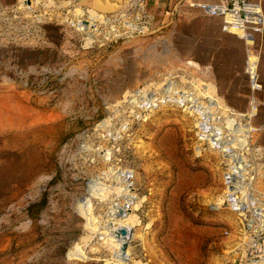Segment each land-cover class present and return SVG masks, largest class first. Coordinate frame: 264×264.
I'll return each mask as SVG.
<instances>
[{
  "label": "rangeland",
  "instance_id": "1",
  "mask_svg": "<svg viewBox=\"0 0 264 264\" xmlns=\"http://www.w3.org/2000/svg\"><path fill=\"white\" fill-rule=\"evenodd\" d=\"M263 33L248 46L178 0H0V264H110L102 234H112L111 209L126 203L129 184L131 264H233L249 234L223 203L227 161L231 171L236 161L221 145L227 161L200 152L196 125L205 116L224 146L254 160L250 201L264 215ZM250 51L258 90L246 73ZM209 82L218 98H203L217 112L206 105L204 116L183 99H148L172 86L201 93ZM77 243L87 260L69 257Z\"/></svg>",
  "mask_w": 264,
  "mask_h": 264
},
{
  "label": "built area",
  "instance_id": "2",
  "mask_svg": "<svg viewBox=\"0 0 264 264\" xmlns=\"http://www.w3.org/2000/svg\"><path fill=\"white\" fill-rule=\"evenodd\" d=\"M178 1L190 3L192 6L198 7L205 14L220 18L223 23L224 31L241 36L242 39L246 40L248 46L251 45V38H254V36L260 34V32H264V12L258 0ZM250 55H254L253 51H250L247 59L246 73L249 76L252 89L258 90L262 87V85L259 83L257 69L253 71L249 65ZM255 104L256 102L252 100V105L255 106ZM208 122L210 121L205 116L202 118L199 117L198 119L195 137L198 143L197 147L200 152L206 148L217 150L224 157V154L219 150L222 134L218 130H214L212 125ZM229 134L231 135L233 133L230 132ZM249 156L250 155H247V157L251 160L252 156H250L251 158ZM251 161L252 164L248 162V166L247 161H243L249 169L247 170V173H245L246 175L243 174L242 168L239 167L238 160H236V167H238L239 170H235L233 172L230 171V163L227 161L228 168L224 173L226 189L231 188L232 190L235 186V182H238L236 181L237 179H240L239 182H249L251 179L254 180V175L257 176L258 174L255 171L257 166L253 164L255 163L253 162V159ZM252 186L253 187L251 189L254 191V182ZM226 195L229 199H225L223 203H229L233 211H235L243 220L247 222L246 228L249 232V234L245 235V239L247 240L245 242L246 246L241 249H236V251L235 249L231 251L235 255L233 264H264V223L261 222L257 215L246 205L241 203L237 204V202L233 204V200L231 198L234 197V195H232V192H227ZM249 213L252 214L250 218L247 217Z\"/></svg>",
  "mask_w": 264,
  "mask_h": 264
},
{
  "label": "bare ground",
  "instance_id": "3",
  "mask_svg": "<svg viewBox=\"0 0 264 264\" xmlns=\"http://www.w3.org/2000/svg\"><path fill=\"white\" fill-rule=\"evenodd\" d=\"M24 1V0H23ZM27 6V5H26ZM94 11H92V13H93ZM99 16V15H98ZM88 23V24H87ZM86 24H84L82 21H78L77 23H76V27L78 28V29H80V30H86V29H89L90 28V25L92 26V24H91V22L89 21V22H87ZM128 25V27H129V29L133 32L134 30H144L145 31V29H146V27H143V28H139V26L138 25H136V24H134V23H128L127 24ZM96 30V29H95ZM239 37H241V36H239ZM242 38V37H241ZM92 38H90L89 39V41L91 40ZM88 41V42H89ZM90 44H91V41H90ZM249 65L251 66V55H250V57H249ZM252 69V68H251ZM173 87V89H167L166 91H164V95H165V97H162V98H160L159 96L158 97H152V99H151V96L148 98L149 99V101H151V102H153L154 103V101L155 102H162L163 103V101L165 100V102H177V103H183V105H184V109L185 110H190L191 112H196L197 114H200L201 116H204L205 115V113L204 112H202L201 110L203 109V107L204 106H208V107H210L211 109H213V111H216L217 112V109L215 108V104L214 105H212V104H209V103H207L204 99L205 98H203V96H205L206 97V95L205 94H210V95H212L213 96V98L214 97H217V90H216V86L211 82H209V83H207L205 86H204V92H201L200 93V91H198V89H192V90H190V89H188V90H185V88L184 87H176V86H172ZM203 89V88H202ZM218 98V97H217ZM179 99L181 100V99H183V101H179ZM215 99V98H214ZM153 100V101H152ZM186 101H188V102H192L193 104L192 105H186ZM222 101V100H221ZM142 103V102H141ZM148 104V103H147ZM217 104V103H216ZM221 105H223V102H221ZM220 105V107L223 109L224 107H222ZM217 107V106H216ZM221 109V110H222ZM224 111L221 113V115L223 116V119H224V117L226 118L227 116H228V114L227 113H229L228 112V110H226V108L225 109H223ZM220 110H218V114H220V112H219ZM212 115L213 116H215L216 114L215 113H212ZM230 117H231V115H230ZM228 118V117H227ZM216 120L217 121H219L220 122V120L218 119V118H216ZM210 121V120H209ZM209 124H211L212 126H213V123L214 122H212V121H210V122H208ZM215 124V123H214ZM240 126V125H239ZM214 128V130H217L216 128H215V126L213 127ZM241 128V127H240ZM240 128L239 127H236L234 130L235 131H237L236 132V135H237V133H238V129L240 130ZM229 129V128H228ZM233 130V131H234ZM225 132V131H224ZM226 134H224L225 136H227V135H230L229 133L230 132H228L227 130H226V132H225ZM234 134V133H233ZM247 135L248 134H245V136L243 137V136H241V138H238V137H236L235 136V138H237V139H233L232 140V138L230 139V140H232L231 142H232V146L233 147H237V146H242L244 143H246V141H247V139H248V137H247ZM240 136V135H239ZM220 143H221V146H223V148H224V150L226 151V155L227 156H230V154L232 153L233 155H234V159H235V161L236 160H238L239 161V167L240 168H242V171H243V174H245V173H247V170H249L246 166H244V165H242V162H243V160H244V156H242V157H240L239 155H237L236 154V152H231V150H230V145H227V146H224L223 144H222V142L220 141ZM229 143H230V141H229ZM244 146V145H243ZM243 153H245V150H243V152H241V154H243ZM248 162V161H247ZM247 166H248V164H247ZM235 170H239L238 169V167H236V164H235V166H234V169L231 171V169H230V171L231 172H233V171H235ZM245 170V171H244ZM241 171V170H240ZM230 172V173H231ZM113 174H117V173H115V172H112ZM230 173H228V174H230ZM110 175H112V174H110ZM125 174H121V173H119V175H117L116 177H120L122 180H123V182L125 183V182H127L128 181V178L129 177H127V176H124ZM246 175V174H245ZM113 176V175H112ZM115 176V175H114ZM229 177H230V175H229ZM255 177L256 176H254V179H255ZM246 178V177H245ZM121 180V181H122ZM239 180L240 179H237L236 181H238V182H235V186L232 188V190H231V188L229 189V192H232V195H234V197H232L231 199L233 200V204L235 203V202H239V204L241 203V204H243V205H246L247 206V204H250L249 206H248V208H250L251 209V211L253 212V213H255L256 215H257V217L259 218V220L261 221V222H263L264 223V215H263V213H262V210H260L259 211V209L256 207V203H254V202H251L250 200H252V199H250V191L252 190L251 188L253 187L252 186V184H253V182H254V180H252L251 179V181H249V182H239ZM122 184V183H121ZM125 185V184H124ZM130 185V184H129ZM129 185H125V186H123V190L127 193V196L125 197V201H126V203H122V204H120V205H117L116 204V206H114L112 209H111V212H110V220H109V225H110V227L112 228V230H111V232H112V234L110 233V234H102L103 236H104V238H105V245H106V247L107 248H109V250H112V253L111 254H113V257H112V264H131V253H130V251H129V246H130V241H131V237H130V234H131V232H130V230H131V227H132V223H135V216H133L132 214H130L129 212H130V210H131V208H130V206H129V204H128V202H129V198L130 197H132V195H131V192H130V186ZM117 188V187H116ZM104 189V188H103ZM102 190V189H101ZM100 190V191H101ZM111 191V190H110ZM227 193V189H226V192H225V194ZM240 193H242L243 194V196L242 195H240ZM254 193V192H253ZM252 193V194H253ZM224 194V195H225ZM255 194V193H254ZM107 195V194H106ZM106 195H105V193H99V192H97L96 193V196L97 197H99V199H101V200H103V199H105L106 198ZM125 195V194H124ZM256 195V194H255ZM240 196H242L243 198H241ZM126 198H128L127 200H126ZM231 202V201H230ZM251 202V203H250ZM114 204V203H113ZM85 206V205H84ZM87 206V205H86ZM90 206V205H89ZM88 206V207H89ZM82 209H81V213L82 214H84V215H86V216H88L89 217V221L91 220V218H90V213H92V209L91 208H88V210L86 209V208H84V207H81ZM257 210V211H256ZM119 223V225H117ZM113 224H115L114 226H112ZM92 225V224H91ZM121 227H124V228H126L127 229V231H128V233L129 234H126V236H124L123 234H121V232H120V228ZM105 229V228H104ZM107 232V231H106ZM132 235V234H131ZM127 236H129V238L127 237ZM128 242V247H127V249H126V252L124 253L121 249L123 248V244H124V242ZM96 252V251H95ZM69 257L70 258H79V259H82V260H87L88 258H89V256H88V252L86 251V250H84V248H83V246L81 247V245L80 244H76L71 250H70V252H69ZM110 263V264H111ZM136 263V262H135ZM137 263H140V261L139 262H137Z\"/></svg>",
  "mask_w": 264,
  "mask_h": 264
},
{
  "label": "crops",
  "instance_id": "4",
  "mask_svg": "<svg viewBox=\"0 0 264 264\" xmlns=\"http://www.w3.org/2000/svg\"><path fill=\"white\" fill-rule=\"evenodd\" d=\"M261 4V7H262V10L264 12V0H258ZM250 43H253V39L251 38L250 39ZM261 50H262V60L264 62V33L262 34V42H261ZM259 62V57L255 56V55H251V68L253 69V71H255L257 69V64ZM259 93V92H258ZM253 110V113L254 111L256 110V107L252 105V109L251 111Z\"/></svg>",
  "mask_w": 264,
  "mask_h": 264
},
{
  "label": "water",
  "instance_id": "5",
  "mask_svg": "<svg viewBox=\"0 0 264 264\" xmlns=\"http://www.w3.org/2000/svg\"><path fill=\"white\" fill-rule=\"evenodd\" d=\"M120 232H121V234H123L124 236H126V234H129V233H130V232L128 233L127 229L124 228V227H121V228H120ZM127 237L129 238V236H127ZM127 247H128V242L126 241V242H124V244H123V248H122L121 250L125 253Z\"/></svg>",
  "mask_w": 264,
  "mask_h": 264
}]
</instances>
